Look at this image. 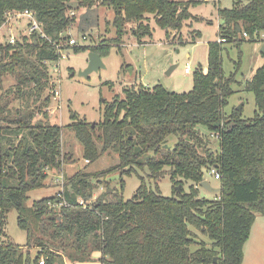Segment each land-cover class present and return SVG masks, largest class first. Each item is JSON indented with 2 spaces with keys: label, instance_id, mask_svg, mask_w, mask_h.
I'll return each instance as SVG.
<instances>
[{
  "label": "trees",
  "instance_id": "trees-1",
  "mask_svg": "<svg viewBox=\"0 0 264 264\" xmlns=\"http://www.w3.org/2000/svg\"><path fill=\"white\" fill-rule=\"evenodd\" d=\"M74 1L77 7L69 5ZM198 2L0 0V28L8 11L29 9L46 33L36 29L29 36L20 34L15 43L0 40V88L5 74L14 76L18 84L8 92L25 104L15 108L14 119L11 109L0 106V227L15 209L19 227L28 233L27 245L35 241L41 247L33 257L22 245L0 243V264H67L64 256L73 263L87 262L96 250L103 264H243L245 242L257 216L264 214V64L245 87L255 94L258 112L252 118H244L238 109L227 115L224 107L234 94L237 73L225 74L222 53L226 42L239 47L263 38L264 0H234L233 7L219 8L223 23L217 40L209 42L208 71L202 66L195 70L190 92L162 85L126 87L122 97L106 103L104 119L94 127L72 109L68 126L82 143L85 158L91 163L112 150L119 163L99 172L76 171L65 180L64 190L28 205L29 192L45 187L50 170L62 167L63 126L35 123L31 102L45 109L52 102L44 96L53 83L49 63L60 57L54 43L69 39L63 33L76 20L71 10L103 4L113 9L116 38L73 46L75 52L91 50L104 58L128 32L127 23L135 24L131 30L139 41L152 35L151 16L176 36L188 19L198 18L190 10ZM42 114L48 116L47 111ZM200 126L217 135L219 152ZM174 134L179 139L170 148L165 144ZM213 167L221 177L219 196L207 198L199 186ZM137 168H149V178L157 183L169 175L174 196L163 195L142 177L132 199L106 191L94 203L81 204L92 199L97 188L93 179L114 172L122 177ZM185 181H193L188 192ZM199 231L209 241L198 240ZM47 232L52 247L46 245Z\"/></svg>",
  "mask_w": 264,
  "mask_h": 264
},
{
  "label": "rangeland",
  "instance_id": "rangeland-1",
  "mask_svg": "<svg viewBox=\"0 0 264 264\" xmlns=\"http://www.w3.org/2000/svg\"><path fill=\"white\" fill-rule=\"evenodd\" d=\"M197 1L199 2L196 5L190 6V10L198 18L188 19L182 32L176 36L174 31L169 33L167 29L158 26L154 17L151 16L152 35H147L139 41L131 30V26L135 24L127 23L128 32L122 36L121 42L114 43L111 52L102 58L103 63L106 64L105 68L93 71L87 78L79 75V72L88 66L91 50L75 52L71 48L67 52L69 56L60 60L59 70L50 64L53 83L46 89L44 96H50L52 102L46 109L40 103L36 106L33 101L31 106L35 107V123L41 120L63 126L62 167L55 171L50 170L48 184L45 187L29 192V206L42 197L55 195L61 190V185L55 182L58 173L62 172L67 180L69 176L79 170L87 173L99 172L119 163L118 154L112 150L102 153L98 159L91 163L86 162L84 147L78 140L75 131L68 126L73 122L72 109L79 114V119H83L87 123L95 122V126H97L104 119L103 112L106 103L114 101L116 97H122L126 87L152 89L156 85H162L169 91L190 92L194 84L193 73L195 70L202 66L204 73L208 71L204 67L209 65V42L217 40L220 25L223 23L219 10L233 7L234 0ZM243 1L247 2V0ZM71 11H74L76 20L63 34L76 39L79 45H96L104 39L117 37V31L113 24L115 12L111 7L103 4L94 7H81ZM25 21L14 30L18 36L29 32ZM1 32V38H9L8 28H3ZM198 32L200 35L197 34ZM180 35H182L181 40L179 39ZM262 44H264L263 38L256 43L243 41L239 47L235 42L224 44L222 53L224 72L226 75L237 73V82L232 86L234 94L230 97L229 104L224 107L227 115L239 107H241L240 112L244 118H252L258 112L255 94L247 91L245 87L247 81L253 78L256 69L264 64ZM173 65L176 66L171 70ZM187 67L192 69L189 74L185 72ZM17 84L14 76L5 74L0 88V106H7L8 109H11L12 119L16 118L15 108H20L23 104V100L8 92L12 87L15 90ZM57 89L58 93L55 91ZM44 111H47L48 116L42 114ZM11 125H15V123H11ZM200 127L204 135L209 137L208 144L215 152H219L221 145L217 135L211 133L208 127ZM178 139V135H170L165 145L173 148ZM149 174V168H137V172L125 174L122 177L121 172H114L105 178H100L99 181L93 179L97 188L92 199H89L87 203L88 205L94 203L97 197L106 191L108 195L116 191L120 192L126 200L132 199L142 184V177L153 189L158 186L163 195L174 196V181L169 175L160 178L157 183L154 179L149 178ZM204 178L211 183L212 187L220 188V179L215 177L210 170L205 171ZM123 180L125 188L121 190ZM192 183L193 181L184 182L185 192L190 190ZM199 189L200 195L207 198L219 196V190H207L202 186H199ZM17 216L18 213L15 209L8 212L7 221L0 227V243L22 245L25 253L30 252V255L34 257L41 247L35 241L27 245L28 233L19 227ZM252 227L250 237L245 242L243 264H264V214L260 213L257 216ZM198 233V240L209 241L200 231ZM38 236H42V234L39 233ZM44 239L47 240V247H52L49 244L50 234L48 232ZM100 257L101 252L97 250L93 251L87 262L73 263L67 256H64L67 264H103Z\"/></svg>",
  "mask_w": 264,
  "mask_h": 264
},
{
  "label": "built area",
  "instance_id": "built-area-1",
  "mask_svg": "<svg viewBox=\"0 0 264 264\" xmlns=\"http://www.w3.org/2000/svg\"><path fill=\"white\" fill-rule=\"evenodd\" d=\"M71 13L75 15L74 11H71ZM6 15H7V18H6V21L3 23V26L0 28V33H2L1 31L3 30V28H8V32H10V35L8 39L0 37V40L2 41L6 40L10 43H15L18 39V35L16 34V31L14 30L17 29L20 23H22L24 20H26L25 23L29 31L28 33L24 32V35L29 36L34 30L37 29L39 31H42L43 35L46 36V33L45 31L42 30L41 23L37 19V16L34 11L29 10V9L19 10V11L10 10L7 12ZM263 39H264V34H263ZM219 41H222V40H219ZM54 44H55L54 46L57 48L58 52L60 53V57L58 60H55L54 62H51L49 64H51L52 67H54L56 70H59L60 65H61L60 60L62 58L68 57L69 54L67 52H69L71 48H73L74 45H79V44L77 43L76 39L72 37H70L69 39H61L55 42ZM191 71L192 69L190 67H187L185 70L187 74H189V72ZM55 91L58 93V89ZM86 162H89V160H86ZM210 172L214 174V176L217 177L218 179L221 178L220 174L218 173L215 167L211 168ZM55 182H58L61 185L60 187L61 190H64L66 182H65V177L62 172L56 175ZM61 204H63V202H61ZM81 204H83L84 206H88V203L84 201L83 199L81 200ZM56 205L57 204H54V206Z\"/></svg>",
  "mask_w": 264,
  "mask_h": 264
},
{
  "label": "water",
  "instance_id": "water-1",
  "mask_svg": "<svg viewBox=\"0 0 264 264\" xmlns=\"http://www.w3.org/2000/svg\"><path fill=\"white\" fill-rule=\"evenodd\" d=\"M69 5L73 6V7H77L78 2L74 1L72 3H69ZM171 31H173V30L171 29ZM262 52H264V48L262 49ZM105 66H106V64L103 63L101 55L95 51H90L89 59H88V66L85 69L81 70L79 72V75L87 78L90 73H92L93 71H98L101 68H105ZM175 66L176 65H173L171 70ZM72 74L74 75V72ZM238 110L241 111V107H239ZM92 126L93 127L95 126V122L92 123ZM200 186L206 188L207 190H212V191H218L219 190V188L212 187L211 183L208 180H203L202 182H200ZM178 188L181 189V185H178ZM215 260H216V258H215Z\"/></svg>",
  "mask_w": 264,
  "mask_h": 264
},
{
  "label": "crops",
  "instance_id": "crops-1",
  "mask_svg": "<svg viewBox=\"0 0 264 264\" xmlns=\"http://www.w3.org/2000/svg\"><path fill=\"white\" fill-rule=\"evenodd\" d=\"M262 45H263V48H264V44H262ZM204 69L207 70L208 69V66L204 67ZM191 72H189V73H191Z\"/></svg>",
  "mask_w": 264,
  "mask_h": 264
}]
</instances>
